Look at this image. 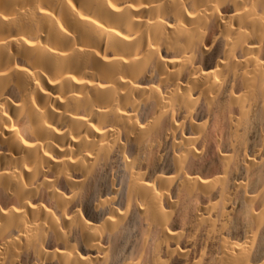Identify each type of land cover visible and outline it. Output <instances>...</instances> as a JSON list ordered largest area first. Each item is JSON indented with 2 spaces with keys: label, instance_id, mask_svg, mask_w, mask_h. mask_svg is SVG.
<instances>
[{
  "label": "bare ground",
  "instance_id": "1",
  "mask_svg": "<svg viewBox=\"0 0 264 264\" xmlns=\"http://www.w3.org/2000/svg\"><path fill=\"white\" fill-rule=\"evenodd\" d=\"M0 264H264V0H0Z\"/></svg>",
  "mask_w": 264,
  "mask_h": 264
}]
</instances>
